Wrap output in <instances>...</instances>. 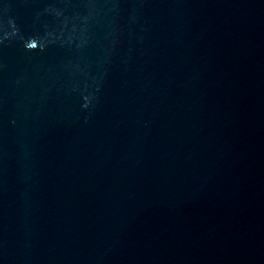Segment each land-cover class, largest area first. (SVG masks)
<instances>
[{
    "label": "water",
    "instance_id": "water-1",
    "mask_svg": "<svg viewBox=\"0 0 264 264\" xmlns=\"http://www.w3.org/2000/svg\"><path fill=\"white\" fill-rule=\"evenodd\" d=\"M0 264H264V0H0Z\"/></svg>",
    "mask_w": 264,
    "mask_h": 264
}]
</instances>
